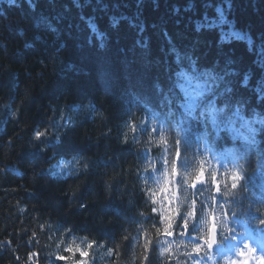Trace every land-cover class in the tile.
Returning <instances> with one entry per match:
<instances>
[{
    "label": "trees",
    "instance_id": "16d2710c",
    "mask_svg": "<svg viewBox=\"0 0 264 264\" xmlns=\"http://www.w3.org/2000/svg\"><path fill=\"white\" fill-rule=\"evenodd\" d=\"M222 6L227 11L218 15ZM116 7L124 12L116 14ZM133 9H141L143 16L127 23ZM179 54L192 65L170 72L168 57ZM259 54L264 58V0H0V97L15 102L27 94L22 116L33 126L45 123L50 105L104 97L112 127L99 121L94 127L82 125L65 133L61 145H53L58 154L96 152L98 174L69 181L73 189L79 183L72 197L67 184L54 183L46 174L32 179L26 169L45 163L47 154L23 152L28 126L0 119V160L9 165L0 175V264H71L77 255L79 263L130 264L134 249L140 257L135 264H145L144 249L133 239L139 212L147 210L139 177L145 157L159 150L149 153L135 139L143 144L153 120L158 133L165 129L185 148L234 152L229 130L213 123L211 111L217 106L225 117L239 111L246 120L261 118L260 144L246 152L249 193L244 197L258 206L256 198L264 196V86L255 85L257 77L264 83ZM170 75L178 80L172 89ZM194 75L205 80L206 95L192 116L184 109L180 83ZM149 98L156 103L151 114L144 107ZM130 120L137 125L134 133L126 129ZM19 160L23 174L16 171ZM105 181L111 183L110 193ZM254 213L248 209L247 228L264 237ZM153 219L159 217L145 222ZM69 225L70 233L65 232ZM235 226L243 230L242 224ZM193 231L190 227V236ZM83 235L97 244L87 248V257L65 247L73 236ZM61 239L65 244L51 255ZM229 243L234 244L226 241L214 250L218 264L231 255ZM85 248L82 244L81 251ZM109 251L112 255H105ZM156 251L153 241L147 264H159Z\"/></svg>",
    "mask_w": 264,
    "mask_h": 264
},
{
    "label": "clouds",
    "instance_id": "9594fccd",
    "mask_svg": "<svg viewBox=\"0 0 264 264\" xmlns=\"http://www.w3.org/2000/svg\"><path fill=\"white\" fill-rule=\"evenodd\" d=\"M27 99V94L15 102L0 97V119L28 126L23 152L47 154L45 163L40 166L29 165L31 168L26 169L32 172V179H40L46 174L47 179L54 183L67 184L72 197H75L79 183L73 189L69 181L79 182L86 175L98 174L93 160L96 152L90 155L58 154L53 145H61L65 133L82 125L94 127L99 121L104 128L111 129V115L106 100L104 97L89 98L75 104L66 100L50 105L45 123L33 126L22 116ZM126 129L134 133L137 125L130 120ZM135 143L149 153L154 149L159 150L157 154L145 157L146 163L141 165L143 173L139 177V191L144 194L147 210L139 212L138 234L133 237L137 247L144 249L155 241L159 264H218L214 248L231 241L237 246L231 255H224L219 264H264V249L254 246L253 241L247 238L245 217L248 209L259 214L256 226L264 228V203L253 208L252 203L244 199L249 193L245 186L250 166L246 153H243L246 162H241V157L231 150L218 152L208 146L185 148L181 139L173 141L165 129L161 128L158 133L155 120L143 138V144L141 138L135 139ZM7 148H12L11 141ZM8 166L0 160V175L4 174ZM19 166L20 160L16 171L17 174H23ZM104 183L105 190L110 193L111 183ZM19 210L24 212L25 208ZM149 216H158L159 219L146 223ZM238 223L243 225L240 232L235 226ZM47 227L52 226L48 224ZM190 227L194 228L191 236ZM72 230L69 225L65 232L70 233ZM63 244L65 242L61 239L50 254L57 255L59 245ZM82 244L86 245L85 251L92 247L87 235L73 236L65 247L81 254ZM105 255L110 256L112 253L109 251ZM139 258L134 249L130 264H135ZM81 264L88 262L83 260Z\"/></svg>",
    "mask_w": 264,
    "mask_h": 264
},
{
    "label": "bare ground",
    "instance_id": "6f19581e",
    "mask_svg": "<svg viewBox=\"0 0 264 264\" xmlns=\"http://www.w3.org/2000/svg\"><path fill=\"white\" fill-rule=\"evenodd\" d=\"M224 7L225 6H222L221 7V9H223V11H218V15L220 14V15H223L224 14V12H226L227 11V8H226V10L224 9ZM116 10V14H118L119 12H124V8H119V7H116L115 8ZM144 14V13H143ZM111 15L112 16H114L115 15V13H111ZM142 17L143 15H142V10L141 9H138V11L136 10V9H133L132 11H128V14H127V16H126V22L128 23V21L129 22H134V20H135V18H138V17ZM196 25L197 26H200V25H202V23H200V22H197L196 23ZM179 56H181L180 54L179 55H177V56H169L168 57V67H167V70H169L170 72H173L175 69H179V65H182V66H185L186 64H188V65H192V63L191 64H189V63H187V62H184L183 61V59H179ZM178 59V60H177ZM258 59H262V60H264V58L259 54V58ZM180 60V61H179ZM175 68V69H174ZM174 73V72H173ZM168 83H169V85H168V87H170V89H172L176 84H178V80H177V78H176V76H174V75H170V77L168 78ZM255 85H256V89H258V88H262L263 86H264V83H262L261 82V80L257 77L256 78V81H255ZM169 90V89H168ZM168 94V92H167V90H163V95H164V97H166V95ZM139 94H137V93H135L134 94V96H138ZM144 107H145V109H147L148 110V113L149 114H151L152 113V110L153 109H155V107H156V103H155V101L153 100V99H146V104H144ZM144 109V110H145ZM143 110V111H144ZM96 240L97 239H94L93 241L94 242H96ZM92 244V247H91V249L93 248V246H97V244L96 243H91ZM90 253V251L88 252V254ZM91 253H93V251H91ZM103 253V252H102ZM101 252H99L98 254L99 255H101L102 254ZM80 259H81V257L80 256H78L77 255V259H75V260H73L72 262L73 263H71V264H81V263H79V261H80ZM89 264V263H88Z\"/></svg>",
    "mask_w": 264,
    "mask_h": 264
},
{
    "label": "rangeland",
    "instance_id": "374dc122",
    "mask_svg": "<svg viewBox=\"0 0 264 264\" xmlns=\"http://www.w3.org/2000/svg\"><path fill=\"white\" fill-rule=\"evenodd\" d=\"M206 82L203 79H197L196 77H192L190 81L184 86V89L188 87H193L197 90L201 89L203 85H205ZM192 96V95H191ZM193 101H195V98H193Z\"/></svg>",
    "mask_w": 264,
    "mask_h": 264
},
{
    "label": "snow or ice",
    "instance_id": "6c2138e0",
    "mask_svg": "<svg viewBox=\"0 0 264 264\" xmlns=\"http://www.w3.org/2000/svg\"><path fill=\"white\" fill-rule=\"evenodd\" d=\"M261 240V245L264 246V237H261L260 238ZM69 251H71V249H69ZM151 251V245H149L147 248H144V253L142 254V259L145 261V264H147V261H148V258L149 256L147 255L148 252ZM81 255L84 256V257H87L88 256V251L84 250V251H81ZM33 256H35V253H33Z\"/></svg>",
    "mask_w": 264,
    "mask_h": 264
}]
</instances>
